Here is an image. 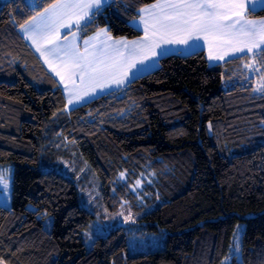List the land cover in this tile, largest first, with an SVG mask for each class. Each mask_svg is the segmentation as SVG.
Returning <instances> with one entry per match:
<instances>
[{"label":"trees","instance_id":"16d2710c","mask_svg":"<svg viewBox=\"0 0 264 264\" xmlns=\"http://www.w3.org/2000/svg\"><path fill=\"white\" fill-rule=\"evenodd\" d=\"M54 1L36 8L27 0L0 2V165L13 166L14 180L11 206H0V259L222 264L244 223L242 264H264V92L254 91L263 78L243 67L255 63L264 73V60L238 56L212 66L204 50L167 55L125 89L59 115L66 94L19 31ZM154 1L113 0L91 29L138 37L129 21ZM250 16L264 18V11ZM69 156L95 173L111 211L156 203L142 220L146 230L166 233L165 247L131 255L126 228L118 227L88 249L83 232L94 211L85 207L78 182L56 168ZM147 177L144 194L151 196L139 202L130 189Z\"/></svg>","mask_w":264,"mask_h":264},{"label":"snow or ice","instance_id":"6c2138e0","mask_svg":"<svg viewBox=\"0 0 264 264\" xmlns=\"http://www.w3.org/2000/svg\"><path fill=\"white\" fill-rule=\"evenodd\" d=\"M110 4L111 0H55L19 25L21 38L31 41L40 56L46 58V63L59 61L64 69L53 67L61 81L67 80L63 85L68 92L66 111L74 110L85 97L98 94L97 88L101 92L123 89L139 78L138 73L153 68L154 61L174 50L197 54L201 41L208 45L210 61L236 54H240V59L260 57L264 60V18H248L250 13L264 11V0H155L136 10L137 20L129 21L143 33L136 40L113 38L108 28L99 27L95 36L87 39L76 35L77 31L85 32ZM61 29L67 30L62 37ZM101 36L104 38L100 39ZM221 46L224 52L217 51ZM243 67L264 78L258 66ZM80 85L88 87L81 91ZM254 91L264 92V84ZM211 127L209 124V130ZM125 175L121 172L118 179L124 181ZM13 182L10 169L0 170V197H3L0 206L7 205ZM141 184L137 179L136 188L130 190L136 192ZM242 236L243 229L237 226L234 247L222 264H231L233 258L237 264H242ZM88 237L91 239V234ZM0 264H4L2 259Z\"/></svg>","mask_w":264,"mask_h":264},{"label":"rangeland","instance_id":"374dc122","mask_svg":"<svg viewBox=\"0 0 264 264\" xmlns=\"http://www.w3.org/2000/svg\"><path fill=\"white\" fill-rule=\"evenodd\" d=\"M1 1H4V0H0V2ZM27 1L31 7L36 8L41 4V1H44V0H27ZM112 2H113V0H111V3ZM154 2H152V3H154ZM149 4H151V3H149ZM146 5H148V4H146ZM146 5H144V6H146ZM248 18L252 19V20H260L261 19V18H252L250 16V14H249ZM137 19H138V16L136 18H134L132 21L137 20ZM81 24H83V21H81ZM131 25L133 27H135L133 24H131ZM91 27H92V24L83 33L77 31L76 35L81 37L82 40L87 39L90 36H95V33L97 31V27H95V29H93V30L91 29ZM99 28H108L109 29V27H99ZM135 28L138 29L139 31H141L139 28H137V27H135ZM19 31L22 34L20 29H19ZM66 32H67L66 29H61V37ZM141 33H142V31H141ZM142 35H143V33L140 36H142ZM140 36L134 37V38H128V37H126V38L129 40H136ZM112 37L117 38V39L119 38V37L114 36L113 34H112ZM121 37H125V36H121ZM68 38H69V40L72 39V37L70 35ZM103 38H104L103 36L100 37V39H103ZM26 41L29 43V45L35 51V53L40 57V59L42 60V62L46 66V68L49 70V72L58 81H60V85L63 88V90L66 94V98H67L68 92L63 87L64 83H67V80L61 81V78L56 76L55 72H53V67H57L61 71L64 70L60 66L59 61L53 60L52 64L46 63L45 62L46 58L40 56V53L36 51V48H35V46L32 45V42L29 40H26ZM98 43L99 42L97 41V44ZM199 50H204L206 52V56L208 57V45L204 41H201V45L197 51H199ZM217 51L224 52V48L221 46L220 48L217 49ZM254 51H255V49H254ZM172 54L188 55L183 50H179V51L174 50ZM238 56H240V55H236V56L235 55H231V56L225 55L223 60L210 61L208 59V61H209L210 65L213 66V65L225 63L227 60H229L231 58L238 57ZM47 59H52V58L47 57ZM254 64L255 63L251 64V67ZM160 66H161V58L157 61H154V67L153 68H149L146 71H142V72L138 73L137 75L140 77L144 74H147L149 72H152V71L158 69ZM138 67H139V65H138ZM262 80L263 81L261 82V84H264V78ZM230 85L231 84L227 81V79H225L223 87L225 89H228L230 87ZM127 86H125L123 89H125ZM87 87H88V85H80L79 86L81 91H83ZM123 89L113 88L111 91L105 90V91L101 92L97 88L95 91L98 94L92 96L91 98L85 97V100L83 102H81V104H79L78 106L86 104V103H88V102H90V101H92V100H94L100 96L109 94V93L114 92V91H121ZM67 107L69 109L72 108L71 105H67ZM65 109H66V107L59 112V115L61 113H64V112H69V111H66ZM58 162H59V165L56 168L60 172L66 174L68 176H72L75 179V181L78 182L81 197H82V200H83L85 207L87 209H89L90 211H94L95 218L89 224L87 229H85L83 232L84 242H85L88 249L92 248L94 241L98 237L106 236L113 229L118 228V227H125L126 228V231L128 233V249H129L128 251H129V254H131V255L158 251V250H161L165 247V241L167 238L166 233L164 231H160V232L155 233V232H150V231L146 230L144 227V224H143L144 222L142 220V217L144 216V214L154 210L157 207L156 203H151V204L147 205V207H145L141 211H135L130 207V205L125 203V205H123V207H120V209L118 211H111L110 209H108V207L106 206V204L103 201V192L101 190V188H102L101 181L98 179V177L95 175V173L92 172V170L87 165V163L84 162V164L82 165L80 163L79 159L75 158L74 156H69L67 158L63 157ZM9 169L11 170V176L13 177V166L12 165H10V164L0 165V170L7 171ZM126 179H127V175H125L124 181ZM148 182H151V179L149 177H147L145 180L142 181L141 186L136 189V192H133L134 194L137 195L139 202H146V197L151 196L149 193L144 194L145 186L148 184ZM133 188H136L135 184L132 186V189ZM89 193L91 194V196L89 195ZM11 194H12V183H11V190H10V199L8 200L7 205H4V206H7V207L11 206ZM0 200H3V197H0ZM159 202H161V200H159ZM121 212L124 213L123 216L119 215V213H121ZM125 217H129V218L125 219ZM238 226H240L244 231V226H245L244 223H240ZM52 227H53V217L48 216L45 219V229L48 232H51ZM88 234H91V239H89ZM233 247H234V238H233L232 248ZM229 255H230V253H229ZM4 264H6V263L4 262Z\"/></svg>","mask_w":264,"mask_h":264},{"label":"crops","instance_id":"0c3cea01","mask_svg":"<svg viewBox=\"0 0 264 264\" xmlns=\"http://www.w3.org/2000/svg\"><path fill=\"white\" fill-rule=\"evenodd\" d=\"M236 55H240V54H236ZM236 55H235V56H236Z\"/></svg>","mask_w":264,"mask_h":264}]
</instances>
